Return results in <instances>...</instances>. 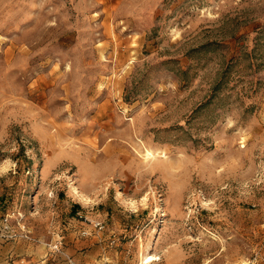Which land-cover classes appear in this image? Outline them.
<instances>
[{
  "label": "rangeland",
  "instance_id": "1",
  "mask_svg": "<svg viewBox=\"0 0 264 264\" xmlns=\"http://www.w3.org/2000/svg\"><path fill=\"white\" fill-rule=\"evenodd\" d=\"M248 260L264 0H0V264Z\"/></svg>",
  "mask_w": 264,
  "mask_h": 264
},
{
  "label": "built area",
  "instance_id": "2",
  "mask_svg": "<svg viewBox=\"0 0 264 264\" xmlns=\"http://www.w3.org/2000/svg\"><path fill=\"white\" fill-rule=\"evenodd\" d=\"M240 264H252L250 260L245 261V262H241Z\"/></svg>",
  "mask_w": 264,
  "mask_h": 264
},
{
  "label": "bare ground",
  "instance_id": "3",
  "mask_svg": "<svg viewBox=\"0 0 264 264\" xmlns=\"http://www.w3.org/2000/svg\"><path fill=\"white\" fill-rule=\"evenodd\" d=\"M146 154H147V156H153L149 151H146ZM147 158V157H146ZM79 194V193H78ZM76 196H77V194H76ZM85 199V198H84ZM83 199V200H84Z\"/></svg>",
  "mask_w": 264,
  "mask_h": 264
}]
</instances>
